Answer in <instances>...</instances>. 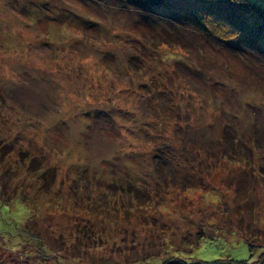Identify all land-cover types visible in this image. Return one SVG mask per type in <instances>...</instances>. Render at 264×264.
<instances>
[{"label": "rangeland", "instance_id": "374dc122", "mask_svg": "<svg viewBox=\"0 0 264 264\" xmlns=\"http://www.w3.org/2000/svg\"><path fill=\"white\" fill-rule=\"evenodd\" d=\"M238 3L0 0V264L244 260L247 241L256 264L264 22Z\"/></svg>", "mask_w": 264, "mask_h": 264}, {"label": "trees", "instance_id": "16d2710c", "mask_svg": "<svg viewBox=\"0 0 264 264\" xmlns=\"http://www.w3.org/2000/svg\"><path fill=\"white\" fill-rule=\"evenodd\" d=\"M138 2H140L141 4H149V5H160L162 3V0H137ZM198 2H203V0H197ZM220 1V0H218ZM226 1H231V2H239L240 5L238 6L237 4L234 6V9L237 8H242V9H246L248 6L250 8H253L256 12L255 16H256V21L257 23H262L264 22V11L261 10L258 7H255L254 5H252L250 2H248L247 0H226ZM238 3V4H239ZM197 9H194L195 14L197 15ZM200 21H202L201 17L199 16ZM259 20V21H258ZM256 25V23H254V26ZM222 26V25H221ZM232 27V26H231ZM233 28V27H232ZM218 31V33H222L220 31V29L216 30ZM240 40V39H239ZM231 43V42H230ZM247 245H248V256L247 258H245L244 260H230V259H217L215 261H194L193 263H189L188 261L182 259L181 257H179L177 253H172V257H168L167 259H161L160 263L158 264H250L248 263L251 259H253V256H251V254H255V251L252 248V243L247 241ZM260 248H263V246H258ZM255 248V247H254ZM257 249V248H256ZM258 259H256V264H264V250L257 256ZM162 262V263H161Z\"/></svg>", "mask_w": 264, "mask_h": 264}]
</instances>
